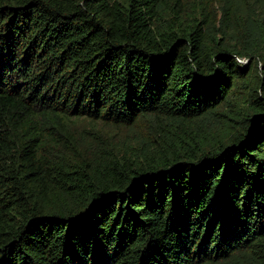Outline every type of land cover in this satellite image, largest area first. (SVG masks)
I'll return each instance as SVG.
<instances>
[{
  "label": "trees",
  "instance_id": "trees-1",
  "mask_svg": "<svg viewBox=\"0 0 264 264\" xmlns=\"http://www.w3.org/2000/svg\"><path fill=\"white\" fill-rule=\"evenodd\" d=\"M261 58L264 0H0V264H264Z\"/></svg>",
  "mask_w": 264,
  "mask_h": 264
},
{
  "label": "rangeland",
  "instance_id": "rangeland-1",
  "mask_svg": "<svg viewBox=\"0 0 264 264\" xmlns=\"http://www.w3.org/2000/svg\"><path fill=\"white\" fill-rule=\"evenodd\" d=\"M259 11H256L254 13V16L258 14ZM253 16V14L251 15ZM260 61V62H259ZM257 63V70H261L264 60L261 58ZM248 93V89H244L241 93L236 92L233 95V99L235 96H239V100L241 101L242 98H244ZM223 113L225 115L219 116L218 119H213L211 122H206L199 120L197 121L192 130L196 131H206L209 127L214 128L216 126H219L222 122L228 121V116L233 118L231 121H237L235 122L237 125L242 121V114L233 105H227L226 108L223 110ZM228 115V116H227ZM162 127H164V124L159 121H140L133 127H122V126H113L104 124L102 122H89L85 119L78 120V131L82 132L84 135H87L86 131H93L94 134H96L97 130L99 133V136L105 140V141H112L117 143L119 146H126V144L131 145H138L142 141V136L147 135L150 131H161ZM97 129V130H96ZM88 136L90 134L88 133ZM111 139V140H109Z\"/></svg>",
  "mask_w": 264,
  "mask_h": 264
},
{
  "label": "built area",
  "instance_id": "built-area-1",
  "mask_svg": "<svg viewBox=\"0 0 264 264\" xmlns=\"http://www.w3.org/2000/svg\"><path fill=\"white\" fill-rule=\"evenodd\" d=\"M240 63L246 64L248 62L247 58H238Z\"/></svg>",
  "mask_w": 264,
  "mask_h": 264
}]
</instances>
